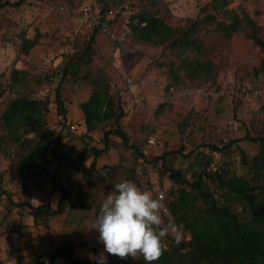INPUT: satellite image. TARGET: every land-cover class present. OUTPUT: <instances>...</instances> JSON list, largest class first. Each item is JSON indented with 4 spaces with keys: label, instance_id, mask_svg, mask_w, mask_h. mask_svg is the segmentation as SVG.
Instances as JSON below:
<instances>
[{
    "label": "rangeland",
    "instance_id": "obj_1",
    "mask_svg": "<svg viewBox=\"0 0 264 264\" xmlns=\"http://www.w3.org/2000/svg\"><path fill=\"white\" fill-rule=\"evenodd\" d=\"M84 1L0 0V264H48L65 241L75 245L74 258L96 262L103 244L89 228L114 185L131 180L154 198L164 194L167 206L181 189L190 188L175 184L166 170H180L193 181L207 146L230 144L224 153L231 175L254 182L241 158L249 161L258 146L241 139L264 136V50L248 38L249 30L226 36L221 24L231 22V13L245 14L264 43V0H136L138 21L154 16L174 31L161 44L136 40L144 27L139 24L123 44L90 30L76 32V8ZM92 35L91 51L83 57ZM106 86L115 115L122 116L88 131L80 105ZM19 97L44 103L45 134L4 124L3 113ZM116 125L143 158L114 136L108 151L94 157L104 132ZM157 132L160 144L150 145L148 138ZM45 138L47 172L28 179L26 196L18 158ZM83 149L82 165L70 166ZM58 164L62 167L55 171ZM54 172L69 191L65 209L60 215L34 217L19 204L37 206L35 199L55 208L62 193L51 179ZM205 184L214 188L211 180ZM172 191H177L174 198ZM226 204L241 222L248 220L243 200ZM196 206L204 207L201 201ZM163 218L173 220L172 215ZM190 238L185 231L183 243ZM125 263L144 260L129 257Z\"/></svg>",
    "mask_w": 264,
    "mask_h": 264
},
{
    "label": "trees",
    "instance_id": "obj_2",
    "mask_svg": "<svg viewBox=\"0 0 264 264\" xmlns=\"http://www.w3.org/2000/svg\"><path fill=\"white\" fill-rule=\"evenodd\" d=\"M80 6V5H79ZM78 6V7H79ZM78 7L76 9H78ZM77 11V10H76ZM138 17V15H137ZM231 22L228 25L221 24L226 36L229 33H239L245 29L249 30L248 38L264 50V43L256 35V26L245 14L238 15L236 12L230 14ZM139 22H144L140 33L135 36L136 40L161 44L167 41L174 31L165 26L161 20L154 16L139 17ZM245 28V29H244ZM98 33L97 31H90ZM93 35L86 46L85 54L91 51ZM197 47V46H196ZM56 95L58 108H63V101ZM84 116L85 127L92 131L101 123L114 120L122 116V113L115 115L113 100L108 95L107 86L103 91L94 92L87 101L80 105ZM45 111L44 103L38 100L25 97L14 98L9 103L2 115V121L11 129L25 128L27 133L45 134L42 112ZM119 138L123 145L133 150L138 157H144L139 148L129 144L125 133L115 126L114 129L104 132L102 148L93 149L94 157L99 158L109 149V137ZM45 143H38L37 148L32 152L22 155L17 162V175L22 178V188L27 196L28 179L41 176L47 172L45 166V151L48 147ZM241 141H248L258 146L257 153L248 161L243 155L242 164L252 169L254 182L243 178H237L229 172L216 177L214 188L205 184L212 180L203 169L197 175H193V181L185 179V174L180 170H166L168 177L175 184L188 186L190 191L181 189L179 196L177 191L171 192L174 198L167 204L168 215H172L177 224H183L191 238L188 242H181L176 245L174 240H168V247L159 260L152 264H264V136H245ZM229 148L230 144L224 145ZM226 153V152H225ZM86 150L83 149L70 166L78 168L82 165ZM155 161L159 158H155ZM199 163L205 165V159L201 155ZM230 163V162H229ZM58 164L55 171L61 169ZM103 170L109 169L103 166ZM54 186L62 193L56 207L51 208L48 204L33 206L30 203L22 202L20 206L28 207L34 217L45 215L52 217L60 215L65 209V203L69 198V191L57 180L56 172L51 176ZM176 195V196H175ZM243 200L244 207L248 211V220L241 222L238 216L231 211L226 201ZM201 201L203 208L199 209L196 203ZM167 215V216H168ZM75 245L65 241L51 255L48 264H58L64 260L66 264H96V262L81 261L73 257ZM125 260L112 255H107V264H126ZM143 264H147L144 261Z\"/></svg>",
    "mask_w": 264,
    "mask_h": 264
},
{
    "label": "clouds",
    "instance_id": "obj_3",
    "mask_svg": "<svg viewBox=\"0 0 264 264\" xmlns=\"http://www.w3.org/2000/svg\"><path fill=\"white\" fill-rule=\"evenodd\" d=\"M114 188L105 196L89 228L99 233L98 242L103 244V251L93 258L96 264H107L105 253L122 260L142 256L152 264L166 250V237L171 236L176 245L185 240L184 225L163 218L167 213L163 195L154 198L131 180L116 183Z\"/></svg>",
    "mask_w": 264,
    "mask_h": 264
},
{
    "label": "built area",
    "instance_id": "obj_4",
    "mask_svg": "<svg viewBox=\"0 0 264 264\" xmlns=\"http://www.w3.org/2000/svg\"><path fill=\"white\" fill-rule=\"evenodd\" d=\"M63 8L60 7V10ZM136 0H86L80 4L75 12L76 32L81 30L97 31L106 37L112 44H123L131 35L134 24L144 26L138 21ZM119 28V31L116 29ZM138 102V100H137ZM72 127V126H71ZM158 133V132H157ZM148 138L153 146L160 144L159 133ZM205 165L203 170L212 177V180L229 172V160L221 144L207 146L203 149ZM164 196L157 193L156 198ZM165 196L164 200L165 201ZM168 215V208L165 206Z\"/></svg>",
    "mask_w": 264,
    "mask_h": 264
}]
</instances>
